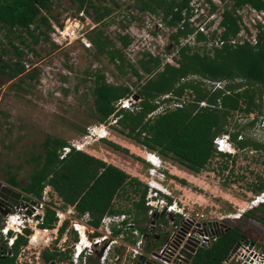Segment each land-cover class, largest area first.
Masks as SVG:
<instances>
[{"label":"trees","instance_id":"16d2710c","mask_svg":"<svg viewBox=\"0 0 264 264\" xmlns=\"http://www.w3.org/2000/svg\"><path fill=\"white\" fill-rule=\"evenodd\" d=\"M231 1L230 9L226 7L227 5L223 6L220 21L223 32L220 38L224 42L220 47L207 49L183 45L175 48L178 37L188 32L187 26H184V30L176 29L169 34V39L173 43L172 45L170 43V46L174 48L176 58H171V62L165 60L162 62L159 55L144 52L142 58L138 60L139 69L147 75L142 80L138 70L125 63L121 48H109L111 42L105 37L101 40V34L90 37L89 42L97 53L104 54L107 61L122 74H124L122 68L128 66L131 74L138 80L135 91L137 103H132L129 110L119 109L115 112V103L119 99L130 97L132 92L126 86L106 84L101 74L96 75L92 94L99 122L113 114L116 118L115 123L121 131L124 130L128 136H132L136 143L142 144L149 150H156L163 157L170 156L171 160L186 168L191 174L200 171L208 158L212 156V140L224 131L229 112L239 109L242 101L245 112L252 108L260 112L262 107L260 99L264 92L263 33H257L254 46L246 42L231 45L226 40L234 37L239 31V26L230 13L231 10L248 4L257 10L264 11V0ZM51 3L52 0H0V28L5 29L8 34H15V37L19 38L18 42L25 47L27 44H24V39H20L22 32L28 35L30 44H36L40 39L47 41L44 31L34 33L40 26L44 29L49 28L48 19L41 13L48 12ZM84 4L94 9L97 13L96 19H101L110 13L108 7H104L103 11L98 13L90 0H78L77 10L79 11ZM133 7L141 13L148 12L158 17L165 27L173 28L181 19V12L187 10V0H134ZM32 25L34 30L31 29ZM200 38L201 36L197 35V39ZM130 41L131 39L126 35L118 37L122 48L126 47ZM9 44L16 56L22 55L17 46L11 42ZM0 51L4 54L3 50ZM8 65L6 61L0 59V67L9 68ZM8 70L4 75L13 78L22 72V65L17 61L13 64V68ZM1 73L2 70H0ZM191 76L213 81H228L226 87L230 93L226 95L218 90L209 93L201 87L200 81L186 80ZM243 86L245 88L239 90ZM184 90L192 91L196 103H186L175 109L166 108L161 113L151 116L159 104L169 103L179 97ZM164 94H169L170 97L160 99ZM255 100L258 101L256 104ZM199 101H205L213 107H198ZM235 137L236 134L231 133V140L239 148L251 146L264 151L262 143L250 140L236 141ZM107 144L113 149H121L112 142L107 141ZM67 145L68 143L62 139L46 138L42 143L41 153L32 158L35 167L28 176V181L19 185L15 176L11 175L8 178L9 185L19 188L23 194L36 200H40L43 187L48 185L61 200V209L73 206L76 217L87 213L88 224L98 227L105 214L123 212L113 207V200L128 184L132 186V191L138 194V200L132 204L133 214L136 217L142 214V218L144 217L146 186L134 178H129L119 168L73 148L59 158L61 149ZM262 188L263 184H260L256 190L259 191ZM124 212L128 213V211ZM255 214L258 216L256 217ZM54 221V212L45 208L40 228L50 229ZM251 221L262 226L261 228L258 226L257 235L263 237L264 204L243 213L237 220L238 224L226 226L208 247H198L190 264H223L233 248L241 241L257 242L258 240L246 238L244 235L246 231L252 233ZM65 226L66 223L59 229L58 236L61 235ZM24 232L28 234V230ZM26 242L25 237L16 235L9 248L11 255L0 256V264H13L19 247ZM61 254L64 260L69 258L66 252ZM54 258H56L54 250L40 252L43 264ZM86 264H97V260L90 257Z\"/></svg>","mask_w":264,"mask_h":264},{"label":"rangeland","instance_id":"374dc122","mask_svg":"<svg viewBox=\"0 0 264 264\" xmlns=\"http://www.w3.org/2000/svg\"><path fill=\"white\" fill-rule=\"evenodd\" d=\"M90 2L94 8L96 7L98 13H101L104 7H108L110 13L101 19H96L97 13L86 4L82 5L79 11L77 10L78 0H52L50 10L41 13L48 19L49 28L44 29L43 26H40L35 29L34 33L44 31L48 38L47 41L40 39L38 43L30 44V38L22 32L20 39H24V44H27V47L18 42L19 38H16L15 34H8L5 29L0 28V50L4 51V54L0 51V59L9 64V68L0 67L2 70L0 74V184L21 194L19 188L9 185L8 178L14 175L19 185L28 181V176L35 167L32 158L41 153L42 143L46 138L62 139L69 144L80 141L82 136L86 134L87 127L100 124L104 125L107 139L95 140V136H92L90 143L85 145L84 150L97 159L124 171L129 178L136 179L132 174L147 176V170L150 166L142 159L146 154H153L160 159L162 164L168 162L177 167L178 170L190 173L186 168L171 160L170 156L163 157L156 150H149L142 144L136 143L132 136H128L124 130L121 131L117 124H114L115 118L112 115L99 122L93 102L92 88L96 75L101 74L106 84L126 86L130 89L132 93L129 103L134 104L138 101L135 95L138 80L131 74L128 66L122 68L124 70V74H122L107 61L104 54L97 53L89 42L90 37L101 34V40L105 37L111 42L109 48H121L125 63L137 69L142 80L147 75L139 69L138 60L148 49L154 54H158L162 62L176 58L174 48L170 46L172 42L169 39V34L171 32L163 24L161 28L158 27V23H161L158 17L148 12L137 11L133 7L134 0H113L115 4L111 0H90ZM33 28L34 25L31 26L32 30H34ZM147 30L148 36L144 34ZM171 30L174 31L173 28ZM130 32L135 34V39L138 38L135 43L138 47L135 52L136 55L129 51V42L124 48L118 42L119 36L126 35L130 38ZM9 42L17 46L22 55L16 56ZM199 51L201 50L199 49ZM17 61L22 65V72L13 78H8L4 75L5 72L13 68V64ZM192 78L189 77L187 80L197 81V79ZM243 88L245 86L239 90ZM260 101L264 105V92ZM257 102V100L254 101L255 104ZM241 104L245 107L243 101ZM262 104L261 106H263ZM170 106V103L168 105L161 104L163 109H168ZM228 116L225 124L229 128L230 125L228 124L231 122L227 118L232 120L233 116ZM107 141L116 144L122 150L113 149L107 144ZM260 158L262 157L260 156ZM163 166L166 165L163 164ZM169 169L171 168L169 167ZM208 170V168L204 169L206 172ZM162 171L167 176L166 170L161 167L158 172ZM173 171L176 170L173 169ZM204 171L196 173L199 177L198 180L186 181L183 178L173 176L174 182L178 183L182 187L181 189L178 187H176L178 189H173L172 184L166 185L168 183L166 180L162 182V185L170 190L173 197L180 196L181 203L189 202V200L191 202L195 199L200 205L193 204L192 208L210 216L213 222L223 224V230L226 226L238 224L237 216H232V219H222V217L226 214H236L238 209L243 206L242 201L246 199V195L232 189L228 190L226 183L219 182V186H216L215 179H210L209 176L201 178ZM196 174H193L195 178ZM201 180L203 183L199 182ZM140 183L146 186L144 183ZM132 190V186L125 185L113 200V207L123 212L128 211L125 213L128 216L129 206L138 200V194ZM145 190L147 191V187ZM225 194H228V197ZM225 198L231 203H228ZM185 199L186 201H184ZM54 202H57L58 206L62 205L59 200H54ZM200 208H203V211ZM12 211H14L13 208L0 210L1 230L6 226V215ZM183 212L189 214L190 217L194 214L188 209L183 210ZM130 214L138 226L144 225L145 221L142 214L138 217L132 212ZM255 216L258 215L255 214ZM250 225H252L250 227L252 233L246 231L245 237L256 239L261 244L264 241V236H258L257 230L258 226L259 228L262 226L253 221L250 222ZM167 229L166 225L156 220L149 231L153 235L152 241L144 245V252L149 253L152 248L156 252L158 250L157 245L161 243L155 244L154 247L153 238L156 237V233H161ZM26 230H28V234L32 233L29 229ZM214 230L215 232L218 231V234L222 232L217 227H214ZM45 233V236L39 231H36L35 234L32 233L29 241L22 245L23 247L27 246L28 249L20 255L16 254L17 259L15 258L13 264H43L40 259L42 250H54L56 252V258L50 262L68 264V260L62 258L61 253L63 252L58 249V245L68 253V246L73 239L68 237V240L60 242L57 238L49 243L47 240L53 235L49 231ZM125 235L129 236V231H125ZM1 236L0 247L6 249V240ZM40 236L41 239L36 242ZM118 241L127 244V241L123 239L118 238ZM119 248H121L120 254L115 251L118 248H113L114 254H117L119 258L116 264L122 263L123 260L129 263L131 260L126 253V247L121 245ZM37 252L39 253L36 257ZM252 261L251 253L246 252L240 246H236L223 264H252ZM45 264H49V262Z\"/></svg>","mask_w":264,"mask_h":264},{"label":"built area","instance_id":"2783aa9c","mask_svg":"<svg viewBox=\"0 0 264 264\" xmlns=\"http://www.w3.org/2000/svg\"><path fill=\"white\" fill-rule=\"evenodd\" d=\"M231 3V0H187V10L181 12V19L177 25L173 27V32H175L176 29L184 30V26H187L188 32L184 36L178 37V43L175 45V48L176 46L183 45L191 47L197 46L200 48L205 47L207 49L220 47L224 42V40L220 38L223 32V27L220 25L223 6L227 5L226 7L230 9L229 4ZM230 13L235 18L239 26V31L234 37H229V39L226 40L227 43L234 45L246 42L254 46L257 40L256 35L259 32L263 33L264 38V11L257 10L248 4H243L234 7ZM161 25L162 23H158L159 28H161ZM143 27L142 25V28ZM168 29L172 33L171 28ZM144 34L148 36V30ZM134 35L135 34L131 32L129 34L131 38L129 51L133 54L138 50V47L135 45L138 38L135 39ZM197 35H200L201 38L197 39ZM172 44L173 43H171V45ZM147 52L151 55H158L154 54L150 49H148ZM193 79L197 78L193 77ZM198 80L201 83V87L205 88L209 93L217 90L226 95L230 93L226 87L228 81H213L200 78ZM130 97L119 99L115 103V112L119 109L129 110L132 105V103H129L131 101V99H129ZM169 97V94H164L160 99H167ZM193 102L196 103L192 91L184 90L179 97L169 102L171 106L168 109L180 108L186 103ZM169 103L164 104L168 105ZM197 104L198 107H213L212 105H208L205 101H199ZM217 107H219V102H217ZM244 108L245 107L240 104L239 109L229 112L228 117L233 116L232 120L227 118L228 121L231 122L228 124L230 127L228 128L227 124H225L224 131L213 138L212 156L208 158L206 164L200 170L201 172L202 170L204 171L205 168L209 169L207 172L204 171V175L201 176V178L209 176L210 179H215L216 186H219V182L226 183L228 190L232 189L235 192L246 195V199L242 201L243 206L238 209V212L236 214H226L222 219H231L229 218L230 215H236L240 218L243 212L257 208L260 204L264 203V151L254 149L251 146L239 148L236 145L234 146L235 143L231 140V133H235L236 141L249 139L250 141L264 144V105L260 108V112L257 109H251L245 112ZM165 109L166 108H161V104H159L158 108L152 112L151 116L161 113ZM111 115L113 116V114ZM115 119L113 121L114 124H116ZM107 124H110V122H107ZM103 127L104 125L101 124L87 127L86 134L82 136L80 141L70 142L61 149L59 158L69 152L70 148L87 153L84 147L90 143L92 136H95V140H100L101 138L107 139V132ZM260 156L262 158H260ZM142 159L150 166L147 170V176H140L139 174H132V176L136 177V180L144 183L147 187V191L144 195V207H146V212L143 217L145 221L143 226H138L131 217L130 213H133V206L131 205L129 206V216L126 215L125 212L119 214H105L101 218L98 227H92L88 224L89 217L87 213H84L80 217H73L76 215L73 206H67V208L61 209V206H58V203L54 202V200H59V202L61 200L57 198L54 191L46 185L42 189L40 200L27 196L29 202H20L12 207L14 211L6 215V226L2 230L0 229V235L6 240L7 250L0 247V256L11 255L9 248L16 234L25 237L28 242L31 236L30 233L25 235L24 230L29 229L33 232L36 228L41 232L49 231L52 233L53 236L49 237L47 240L49 243L57 238H59L60 242L68 240V237L73 239L72 243L68 246L70 264H86L89 256L97 258L98 264H116L119 258L117 254H114L113 248H118L115 251L120 254L121 248L119 247H121V245L126 247V253L131 261L126 263L123 260L120 264H132V260L137 256H149V254L146 255L143 252L145 234L151 230L155 221L158 220L166 225L168 229L163 231L165 234V245L163 248L159 249L156 254L162 256L163 259L161 262L163 264H184L182 261L183 256L179 254V250L187 240L196 243L197 248L208 247L221 233L218 234V231L215 232L214 227L223 231V226H221L220 223L213 222L210 216L198 213L196 210H190V212H194L193 215L190 214L191 217L189 214L184 213V206L179 205L181 204L180 198L173 197L170 190L162 185V182L166 180V182H168L166 185L172 184L173 189H178L179 186L175 184L173 176L182 178L183 175L179 176L177 173L184 174L182 173L183 171L180 172L181 170L178 169L173 171L174 166L168 162H163V164L166 165L163 166L160 159L153 154H146ZM154 164H156L155 167L152 166ZM161 167L166 170L167 176L163 171L158 172ZM169 167L172 170L169 169ZM191 175L193 179H199L197 176L198 174H196V178L193 174ZM225 179L226 182H224ZM199 182L203 183L202 180ZM260 184H263V188L257 191L256 189ZM225 196L228 197V194H225ZM225 199L228 203H231L230 200L227 198ZM31 201H33V203H31ZM50 201H52V203H50ZM190 203L198 206L200 205L195 199ZM45 208H49L54 212L55 221L51 229L40 228ZM27 212H29V214H27ZM122 221L124 223H122ZM8 222H10L9 228H7ZM64 223H66V226L62 234L58 236L59 229ZM18 224H20V226ZM140 229L144 230L145 234H143ZM125 231H129V236L125 235ZM11 233H13V236H11ZM118 238L127 241V244L118 241ZM40 239L41 236L36 242ZM236 246H240L246 252L252 254V264H264V241L259 244L258 241L252 243L248 240H243ZM27 249V246H21L17 255H20ZM58 249L62 252L65 251L60 245H58ZM38 253L39 252L36 253V257Z\"/></svg>","mask_w":264,"mask_h":264},{"label":"water","instance_id":"95a60500","mask_svg":"<svg viewBox=\"0 0 264 264\" xmlns=\"http://www.w3.org/2000/svg\"><path fill=\"white\" fill-rule=\"evenodd\" d=\"M3 195V199H7V201L9 202V204L11 206H16L17 202H29V198L19 192L14 191L12 188L1 185L0 184V198ZM31 203H33V201H31ZM27 214H29V212H27ZM156 238V237H155ZM197 249L196 243L191 242L190 240H187L185 242V244L182 246V248L179 250V254H181L183 256V263L184 264H188V262L191 260L192 258V254L195 253ZM149 257H156L158 258L159 255L156 254V252H154L153 250H151L149 252ZM145 259V257L143 256H137L136 257V262L132 261V264H142L143 260ZM49 264H54L53 262L49 261Z\"/></svg>","mask_w":264,"mask_h":264},{"label":"flooded vegetation","instance_id":"af4514ba","mask_svg":"<svg viewBox=\"0 0 264 264\" xmlns=\"http://www.w3.org/2000/svg\"><path fill=\"white\" fill-rule=\"evenodd\" d=\"M17 204H19V202H17ZM16 204V205H17ZM13 206H11L9 204V202L7 201V199H3V195L2 197L0 198V210H3V209H7L9 210L10 208H12ZM221 226H224L223 224H220ZM152 237L153 235L149 232L147 234H145V242H144V245L149 242V241H152ZM163 238V239H162ZM153 246L155 247V244L157 245L158 243H161L160 245H157L158 246V250L163 248V246L165 245V234L163 232L161 233H156V238L155 240L153 241ZM144 245H143V249H144ZM151 250H154V248H152ZM157 250V251H158ZM144 251V250H143ZM156 251V252H157ZM163 253V252H162ZM163 255V254H162ZM145 259L143 260V263L142 264H163L161 261H162V256H159L158 258L156 257H149V256H144ZM133 262H136V258L133 260ZM169 264V263H167Z\"/></svg>","mask_w":264,"mask_h":264},{"label":"crops","instance_id":"0c3cea01","mask_svg":"<svg viewBox=\"0 0 264 264\" xmlns=\"http://www.w3.org/2000/svg\"><path fill=\"white\" fill-rule=\"evenodd\" d=\"M174 169H177V167H175L174 166ZM180 172H182V171H180ZM182 173H184L183 174V179H185L186 181H191L190 179H193V176L191 175V173H185V172H182ZM187 176V177H186ZM175 184L177 185V186H179V188H182V187H180V185L178 184V183H176L175 182ZM169 189H171V188H169ZM180 196H178V198H179ZM177 198V197H176ZM185 201H186V199H185ZM193 201V200H192ZM180 206H184V210L185 209H188L189 211L190 210H193V211H195V209L194 208H192L193 207V204L192 203H190V200H189V202H187L186 201V203H181V204H179ZM185 207H187V208H185ZM201 209V208H200ZM202 211H203V208L201 209ZM198 213H202L201 211H199V210H196ZM203 214V213H202ZM153 240H155V237L153 238Z\"/></svg>","mask_w":264,"mask_h":264},{"label":"clouds","instance_id":"9594fccd","mask_svg":"<svg viewBox=\"0 0 264 264\" xmlns=\"http://www.w3.org/2000/svg\"><path fill=\"white\" fill-rule=\"evenodd\" d=\"M191 77H195V78H197V81H199L198 79V77H196V76H191ZM193 79V78H192ZM201 79V78H200ZM100 140H103V138H101ZM132 178V177H131ZM46 186V185H45ZM48 186V185H47ZM23 194V193H22ZM160 194L162 195V193L160 192ZM23 195H25V194H23ZM26 196V195H25ZM29 197V196H28ZM19 203H20V201H19ZM264 204V203H263ZM260 205H262V204H260ZM116 209V208H115ZM244 213V212H243ZM117 214H119V213H117ZM122 223H124L123 221H122ZM19 226H20V224H18ZM51 229V228H50ZM26 230V229H25ZM140 231L143 233V234H145V231L144 230H142V229H140ZM25 233V232H24ZM62 234V233H61ZM16 235H19V234H16ZM11 236H13V235H11ZM22 236V235H21ZM15 239V238H14ZM13 239V240H14ZM55 241V240H54ZM106 244V243H105ZM144 250V249H143ZM144 252V251H143ZM63 253H65V251L63 252ZM146 255H148L149 253H147V252H144ZM67 255H68V253H67ZM90 257H92V256H89L88 258H90ZM94 257V256H93ZM144 257V256H143ZM193 257V256H192ZM87 258V259H88ZM95 258V257H94ZM192 259V258H191ZM68 261V264H70V258H68L67 259ZM96 260H97V264H98V259L96 258ZM134 260V259H133ZM132 260V261H133ZM191 261V260H190ZM190 261L188 262V264H190Z\"/></svg>","mask_w":264,"mask_h":264},{"label":"bare ground","instance_id":"6f19581e","mask_svg":"<svg viewBox=\"0 0 264 264\" xmlns=\"http://www.w3.org/2000/svg\"><path fill=\"white\" fill-rule=\"evenodd\" d=\"M154 163H155V162H154ZM155 165H156V164H154V165H152V166H153V167H155ZM232 216H236V215H230V216H229V218H231ZM234 218H235V217H234ZM237 218H239V217L237 216ZM231 219H232V218H231ZM9 226H10V222H8V223H7V228H9ZM36 231H39V230L35 228V231H33L32 233H34V234H35V233H36ZM39 232H41V231H39ZM45 232H46V231L42 232V233H44V234H43V236H45V235H46V233H45ZM32 233H31V234H32ZM31 234H30V236H31ZM37 240H38V238L36 239V241H37Z\"/></svg>","mask_w":264,"mask_h":264}]
</instances>
